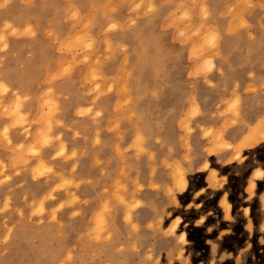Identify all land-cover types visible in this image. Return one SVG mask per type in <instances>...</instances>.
Wrapping results in <instances>:
<instances>
[{
	"label": "rangeland",
	"instance_id": "374dc122",
	"mask_svg": "<svg viewBox=\"0 0 264 264\" xmlns=\"http://www.w3.org/2000/svg\"><path fill=\"white\" fill-rule=\"evenodd\" d=\"M76 1L0 0V264H264V179L252 176L264 172V0ZM51 8L72 23L56 39L70 58L19 74L29 64L9 65L12 43L35 34L19 21ZM117 34L125 73L108 77ZM209 58L212 70L197 71ZM63 80L66 94L53 86ZM34 81L46 86L36 116L18 91ZM65 109L93 120L89 146H68L59 127L82 133ZM169 190L178 206L161 228ZM177 216L184 245L163 231Z\"/></svg>",
	"mask_w": 264,
	"mask_h": 264
},
{
	"label": "crops",
	"instance_id": "0c3cea01",
	"mask_svg": "<svg viewBox=\"0 0 264 264\" xmlns=\"http://www.w3.org/2000/svg\"><path fill=\"white\" fill-rule=\"evenodd\" d=\"M42 17L40 18H24L20 19V25L25 26L26 22L30 24V26L34 29L35 34L24 35L21 36L17 41L12 43V49L10 51L8 58L9 61L15 57L19 59V62L27 63L29 66L25 67H15L19 74L26 73L32 76H40L50 74L54 70L53 62L58 58L68 60L70 58L68 53H61L58 51V44L56 39L59 38L67 39L69 33L72 31V23L68 21L66 18H63L62 15L57 14L53 8L46 9L42 11ZM50 33V34H48ZM113 38V39H112ZM114 40V44L118 47L117 52L110 58V60H105L102 65V72L105 76H123L125 73L124 70V59L125 55L119 49L121 42L123 43L125 40L120 37V34L111 37ZM15 46H14V45ZM118 44V45H117ZM38 45V47H37ZM17 48V49H16ZM98 51L101 54H105V39L104 36H100ZM40 53V54H39ZM14 54H16L14 56ZM11 55V57H10ZM35 59V60H34ZM41 60H45L44 66H40ZM9 62V65L11 64ZM48 65V66H47ZM13 67L9 66L4 74L7 76V81L11 83V78L9 77L13 72ZM81 72H83L81 70ZM12 84V83H11ZM56 91H60L64 94L69 92V88L72 89L71 86L67 85L66 81H62L59 84L53 85ZM69 88H68V87ZM46 89V86H42L36 81L32 82L30 85L20 86L18 91L21 95H29L30 100L24 102V106L27 108L28 112L33 114L34 116L38 113V107L42 101V92ZM13 95H8V100L12 99ZM73 99V98H72ZM117 94L113 93L112 95L108 94L100 100V106L109 107L113 106L116 102ZM74 102V101H73ZM69 101L63 100V106L67 108ZM73 108H76V104L72 105ZM107 112V109L106 111ZM62 118L67 124H69L72 128L79 129L82 133V138H76L73 141V133L72 131H67L65 128L59 130H64V134H69V143L68 146L72 145L73 142L81 143L83 145L85 142H88V146L90 145V141L95 137L96 132L94 129V123L92 119L84 118L81 116H74L73 111L70 109H65ZM109 117L106 115V118L100 120V124L104 125L107 123ZM36 125H34L35 129ZM57 130V129H56ZM85 136L86 139L83 138ZM21 134H17L16 138H21ZM102 137L108 144L114 149L115 142V134L109 132H102ZM88 139V140H87ZM101 150H106L105 146L101 148H91L92 152H102ZM109 152V151H108Z\"/></svg>",
	"mask_w": 264,
	"mask_h": 264
},
{
	"label": "clouds",
	"instance_id": "9594fccd",
	"mask_svg": "<svg viewBox=\"0 0 264 264\" xmlns=\"http://www.w3.org/2000/svg\"><path fill=\"white\" fill-rule=\"evenodd\" d=\"M183 19H189L190 18V14L188 12H185L183 14ZM181 36L184 35L183 32L180 33ZM215 40H216V36L215 33L213 32H209V34L205 37L204 39V43L208 46V47H214L215 46ZM213 68V63L212 60L206 59L202 66L200 68L197 69V71L199 72H210ZM54 107V105H53ZM48 141L45 140V143H47ZM58 155H63V149H61V151L59 153H57ZM208 164L205 163L204 164V168H207ZM252 176L254 179L256 180H260V179H264V172H261L259 170L255 171L252 173ZM186 190V181L179 185L176 189L178 194H183L184 191ZM168 197H171V200H168V204L164 209V215L160 218V227L163 228L164 223L166 222V218L167 219H171L172 216L174 215L172 212L168 211V208L170 207L171 204H175L178 206V200L175 198V196L173 195V193L171 192V190H169V192L167 193ZM182 224V220L180 217H176L174 223H172L171 225H169V227L167 229H164V233L167 236L170 237H175L176 241L179 244H186L187 243V237H186V233H181L178 236L176 235L180 229V226Z\"/></svg>",
	"mask_w": 264,
	"mask_h": 264
},
{
	"label": "bare ground",
	"instance_id": "6f19581e",
	"mask_svg": "<svg viewBox=\"0 0 264 264\" xmlns=\"http://www.w3.org/2000/svg\"><path fill=\"white\" fill-rule=\"evenodd\" d=\"M77 1H78V0H77ZM77 1H76V2H77ZM84 1H85V0H84ZM86 1H89V0H86ZM152 1H154V0H152ZM82 2H83V1H82ZM157 2H159V0H158ZM72 3H73V2H72ZM74 3H75V2H74ZM83 3H84V2H83ZM179 3H180V1H179ZM12 4H13V2H12ZM14 4H15V3H14ZM20 4H21V3H20ZM81 4H82V3H81ZM81 4H80V5H81ZM152 4H153V3H152ZM9 5H10V4H9ZM9 5H8V6H9ZM73 5H75V4H73ZM77 5H78V4H77ZM83 5H84V4H83ZM161 5H162V4H161ZM11 6H12V5H11ZM13 6H14V5H13ZM19 6H20V5H19ZM19 6H18V7H19ZM81 6H82V5H81ZM162 6H163V5H162ZM16 7H17V6H16ZM24 7H25V6H24ZM157 7H158V6H157ZM157 7H156V9H157V11H158V8H157ZM160 7H161V6H160ZM160 7H159V8H160ZM163 7H164V6H163ZM10 8H11V7H10ZM10 8H9V9H10ZM20 8H21V7H20ZM24 9H25V8H24ZM4 10H5V9H4ZM25 10H26V9H25ZM164 10H166V9H164ZM23 11H24V10H23ZM116 11H117V10H116ZM116 11H114V12H116ZM168 11H170V10L168 9ZM15 12H16V10H15ZM28 12H29V10H28ZM114 12H113V13H114ZM11 13H12V12H11ZM161 13H163V12H160V15H161ZM148 14H149V13H148ZM148 14L146 13V15H148ZM155 14H156V13H155ZM146 15H145V16H146ZM149 15H150V14H149ZM152 15H153V14H152ZM23 16H24V15H23ZM137 16H138V15H137ZM137 16H136V17H137ZM142 16H144V15H142ZM21 17H22V16H21ZM28 17H29V16H28ZM41 17H42V16H41ZM136 17H135V18H136ZM146 17H147V16H146ZM149 17H150V16H149ZM151 17H152V16H151ZM119 18H121V17H119ZM139 18H140V16H139ZM145 19H146V18H145ZM137 20H138V19H137ZM96 21H97V20H96ZM135 21H136V20H135ZM150 21H151V20H150ZM136 22H137V21H136ZM138 22H139V21H138ZM138 22H137V23H138ZM121 25H122V24H121ZM128 37H129V36H128ZM112 39H113V38H112ZM137 40H138V39H137ZM11 42H12V40H11ZM13 42H14V41H13ZM110 42H111V41H110ZM137 42H138V41H137ZM123 43H124V42H123ZM135 43H136V42H135ZM135 43H134V44H135ZM9 44H10V43H9ZM121 44H122V42H121ZM13 45H14V44H13ZM113 45H114V43H113ZM117 45H118V44H117ZM8 46H9V45H8ZM14 46H15V45H14ZM37 47H38V45H37ZM8 48H9V47H8ZM8 48H7V49H8ZM135 48H136V47H135ZM9 49H10V48H9ZM16 49H17V48H16ZM112 49H114V48H112ZM136 52H137V51H136ZM133 53H134V52H133ZM39 54H40V53H39ZM132 55H134V54H132ZM10 57H11V55H10ZM135 58H136V56H135ZM34 60H35V59H34ZM132 61H133V60H132ZM6 62H7V61H6ZM9 62H10V61H9ZM136 63H137V62H136ZM149 64H150V63H149ZM145 65H146V64H145ZM134 72H135V71H134ZM135 73H136V72H135ZM134 76H135V75H134ZM135 77H136V76H135ZM6 79H7V78H6ZM135 80H137V79L135 78ZM260 127H262V126L260 125V126L256 127L255 131H256L258 128H260ZM260 130H261V129H260ZM260 130H257L255 133H257V132L260 133ZM262 130H263V129H262ZM262 130H261V131H262ZM260 134H264V133L261 132ZM262 136H264V135H262ZM254 138H255V137H254ZM254 138H253V139H254ZM254 140H255V139H254ZM256 140H258V139L256 138ZM259 140H260V139H259Z\"/></svg>",
	"mask_w": 264,
	"mask_h": 264
}]
</instances>
